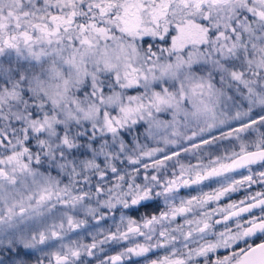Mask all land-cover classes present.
Wrapping results in <instances>:
<instances>
[{
    "label": "snow or ice",
    "instance_id": "6c2138e0",
    "mask_svg": "<svg viewBox=\"0 0 264 264\" xmlns=\"http://www.w3.org/2000/svg\"><path fill=\"white\" fill-rule=\"evenodd\" d=\"M0 264H264V0H0Z\"/></svg>",
    "mask_w": 264,
    "mask_h": 264
},
{
    "label": "flooded vegetation",
    "instance_id": "af4514ba",
    "mask_svg": "<svg viewBox=\"0 0 264 264\" xmlns=\"http://www.w3.org/2000/svg\"><path fill=\"white\" fill-rule=\"evenodd\" d=\"M242 195H243V193H237V194H234L232 198H233V199H238V198H240Z\"/></svg>",
    "mask_w": 264,
    "mask_h": 264
}]
</instances>
